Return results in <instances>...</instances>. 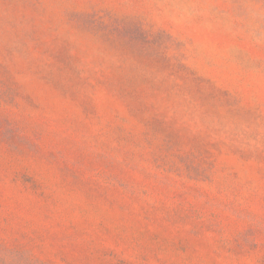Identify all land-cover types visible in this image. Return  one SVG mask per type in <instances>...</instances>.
I'll list each match as a JSON object with an SVG mask.
<instances>
[{"label":"rangeland","instance_id":"374dc122","mask_svg":"<svg viewBox=\"0 0 264 264\" xmlns=\"http://www.w3.org/2000/svg\"><path fill=\"white\" fill-rule=\"evenodd\" d=\"M0 264H264V0H0Z\"/></svg>","mask_w":264,"mask_h":264}]
</instances>
